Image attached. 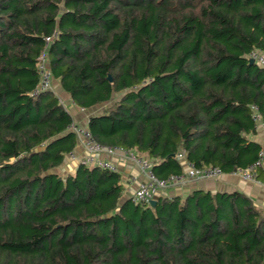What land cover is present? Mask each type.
<instances>
[{
  "label": "trees",
  "instance_id": "trees-1",
  "mask_svg": "<svg viewBox=\"0 0 264 264\" xmlns=\"http://www.w3.org/2000/svg\"><path fill=\"white\" fill-rule=\"evenodd\" d=\"M254 50L264 0H0V264H264V212L240 191L134 202L120 171H59L74 116L53 89L33 93L44 51L74 104L105 105L88 120L98 143L161 181L185 173L181 157L231 173L263 148Z\"/></svg>",
  "mask_w": 264,
  "mask_h": 264
},
{
  "label": "built area",
  "instance_id": "built-area-1",
  "mask_svg": "<svg viewBox=\"0 0 264 264\" xmlns=\"http://www.w3.org/2000/svg\"><path fill=\"white\" fill-rule=\"evenodd\" d=\"M53 36H46L44 38L46 45L49 44ZM249 58H253L259 65L264 66L263 52L254 50L249 54ZM38 67L41 74V79L33 91V93L36 95L42 91L52 90L54 83V77L48 65L44 51L39 56ZM257 118L258 121H262L260 116H257ZM71 128L76 132L77 136L83 138V143L86 149V154L79 158L74 152L69 154V156L77 160V163H83L88 166H100L110 170L118 171L117 165L113 161L104 159L100 156L102 153H106L109 155H117L120 160H129L140 167V169L146 175V180L139 183L138 187L132 194V199L134 202H148L156 197L162 187L165 188L170 185L181 184L186 178L195 180L210 179L217 178L224 173L223 170L218 166L196 167L195 165L188 163L189 167L187 172L179 176L172 175L168 178V180L161 181L153 173L152 162L134 150L102 145L93 138L87 127L73 124ZM263 165L264 147L259 151L258 159L252 165L246 168H239L234 172L240 174L245 179H255L257 175L256 170Z\"/></svg>",
  "mask_w": 264,
  "mask_h": 264
},
{
  "label": "crops",
  "instance_id": "crops-1",
  "mask_svg": "<svg viewBox=\"0 0 264 264\" xmlns=\"http://www.w3.org/2000/svg\"><path fill=\"white\" fill-rule=\"evenodd\" d=\"M53 90L59 94L62 92L57 80H54ZM62 90V91H61ZM64 94V95H63ZM63 94H59L60 98L64 102L67 108L74 116L75 124L88 128V120L91 115L101 111L105 105H99L97 107L85 109L77 106L73 103L70 96L63 91ZM251 139L256 140L264 147V125L262 121H258V128L255 134H252ZM78 142L74 149L75 155L79 158L86 154V149L83 143V138L77 136ZM104 159L113 161L118 168V171L122 174L123 185L125 188V195L130 196L134 193L139 183L146 180L145 173L140 169V167L129 160H120L117 155H109L102 153L100 155ZM183 162L184 172H187L189 164L184 157L180 158ZM77 160L73 159L71 156H67L65 161L59 167V171L63 173L74 172L77 167ZM200 188L203 190H209L212 192L216 191H240L248 196L252 203L261 211L264 212V175L261 177H256L255 179H245L240 174L231 172L223 173L217 178L210 179H189L186 178L181 184H174L165 187L161 190L163 195H174V194H184L192 189Z\"/></svg>",
  "mask_w": 264,
  "mask_h": 264
},
{
  "label": "water",
  "instance_id": "water-1",
  "mask_svg": "<svg viewBox=\"0 0 264 264\" xmlns=\"http://www.w3.org/2000/svg\"><path fill=\"white\" fill-rule=\"evenodd\" d=\"M249 59H250V62H252V63L255 62V60L253 58H249Z\"/></svg>",
  "mask_w": 264,
  "mask_h": 264
},
{
  "label": "rangeland",
  "instance_id": "rangeland-1",
  "mask_svg": "<svg viewBox=\"0 0 264 264\" xmlns=\"http://www.w3.org/2000/svg\"><path fill=\"white\" fill-rule=\"evenodd\" d=\"M61 91H62V90H61ZM59 94H63V91H62V92L59 91ZM63 95H64V94H63ZM59 96H60V95H59ZM68 109H69V108H68Z\"/></svg>",
  "mask_w": 264,
  "mask_h": 264
}]
</instances>
